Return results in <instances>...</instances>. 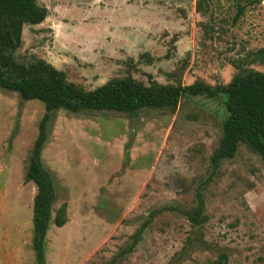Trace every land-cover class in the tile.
Listing matches in <instances>:
<instances>
[{
  "label": "rangeland",
  "instance_id": "rangeland-1",
  "mask_svg": "<svg viewBox=\"0 0 264 264\" xmlns=\"http://www.w3.org/2000/svg\"><path fill=\"white\" fill-rule=\"evenodd\" d=\"M48 10L24 26L17 62L41 59L85 91L113 79L145 86L212 88L247 69L264 73V0H36ZM245 5L234 24L236 5ZM224 97H182L177 109L55 111L41 162L55 188L45 264H103L147 221L118 264H264V164L243 145L213 170ZM44 107L0 89V264H36L31 247L35 186L25 182ZM204 200L207 222L183 211ZM168 207V208H167ZM155 213V214H153Z\"/></svg>",
  "mask_w": 264,
  "mask_h": 264
},
{
  "label": "trees",
  "instance_id": "trees-1",
  "mask_svg": "<svg viewBox=\"0 0 264 264\" xmlns=\"http://www.w3.org/2000/svg\"><path fill=\"white\" fill-rule=\"evenodd\" d=\"M262 0H245V5ZM245 5H236L235 24ZM196 12L207 11V0H196ZM48 10L36 0H0V89L17 93L23 101H37L44 107L38 123L25 182L35 186L32 200L31 247L36 264H45L44 245L49 226L61 228L66 223V206L62 204L52 219L55 188L52 178L41 162V152L47 138L51 114L63 110L73 114L115 112L134 116L148 109H166L174 112L182 97H224L225 119L221 137L210 156V165L216 170L222 162L235 157L243 145L264 164V73L247 69L237 73L225 86L214 88L196 82L190 86H145L131 78L113 79L90 91L66 81L64 74L41 59L17 62L14 53L22 47L24 26L41 24ZM194 207L183 211L192 227H201L208 217L204 215V200L196 193ZM168 208V207H167ZM155 214V213H153ZM149 216L130 237V243L120 248L103 264H118L131 254L151 220ZM227 256L220 254L209 264H226Z\"/></svg>",
  "mask_w": 264,
  "mask_h": 264
}]
</instances>
